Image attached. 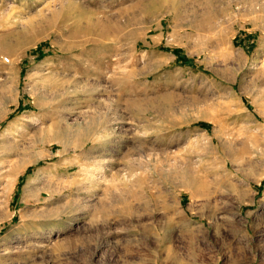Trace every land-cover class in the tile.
Wrapping results in <instances>:
<instances>
[{
    "label": "rangeland",
    "instance_id": "obj_1",
    "mask_svg": "<svg viewBox=\"0 0 264 264\" xmlns=\"http://www.w3.org/2000/svg\"><path fill=\"white\" fill-rule=\"evenodd\" d=\"M0 264H264V0H0Z\"/></svg>",
    "mask_w": 264,
    "mask_h": 264
},
{
    "label": "bare ground",
    "instance_id": "obj_2",
    "mask_svg": "<svg viewBox=\"0 0 264 264\" xmlns=\"http://www.w3.org/2000/svg\"><path fill=\"white\" fill-rule=\"evenodd\" d=\"M34 30V29H33ZM7 61H9L10 62V60L9 59H7ZM11 63V62H10Z\"/></svg>",
    "mask_w": 264,
    "mask_h": 264
}]
</instances>
